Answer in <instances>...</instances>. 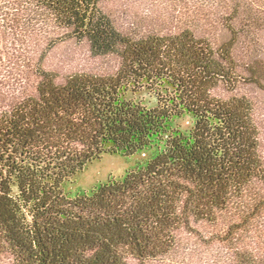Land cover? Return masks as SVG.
<instances>
[{"label":"trees","instance_id":"trees-1","mask_svg":"<svg viewBox=\"0 0 264 264\" xmlns=\"http://www.w3.org/2000/svg\"><path fill=\"white\" fill-rule=\"evenodd\" d=\"M41 0H0V258L12 264H126L156 259L189 219L214 223L253 180L264 181L250 101L217 98L222 84L264 89L259 69L240 71L234 50L256 24L233 3L217 47L185 29L125 37L111 76L41 71L35 93H8L10 50ZM46 1V0H45ZM82 3L84 14L92 7ZM32 23V22H31ZM236 24L241 28H236ZM246 28V29H245ZM157 104L126 98L141 90ZM192 125L182 131L177 120ZM103 154L147 155L145 166L89 193L67 185Z\"/></svg>","mask_w":264,"mask_h":264},{"label":"rangeland","instance_id":"rangeland-1","mask_svg":"<svg viewBox=\"0 0 264 264\" xmlns=\"http://www.w3.org/2000/svg\"><path fill=\"white\" fill-rule=\"evenodd\" d=\"M84 1L92 7L89 15L78 0H41L36 4L24 42L10 50V101L33 95L41 71L56 74L58 82L76 73L114 75L120 66L122 40L128 36L168 35L188 29L217 47L229 37L219 18L239 1L246 12L242 16L254 17L257 22L240 36L234 56L240 71L258 68L264 86V0ZM236 28L241 26L236 24ZM211 93L221 99L243 96L250 101L264 165V89L239 84L228 91L220 84ZM126 98L147 108L157 104L153 93L145 89ZM176 125L187 131L192 123L182 118ZM147 157L103 154L73 178L67 191L71 195L89 193L107 179L120 180L127 172L143 168ZM0 264H12L11 256L3 255ZM126 264H264V181H251L240 197L232 198L226 209L218 212L214 223L190 218L175 232V245L167 254L147 261L128 258Z\"/></svg>","mask_w":264,"mask_h":264}]
</instances>
